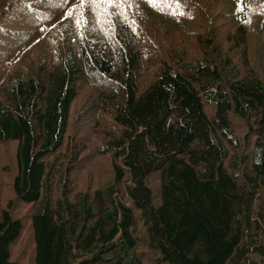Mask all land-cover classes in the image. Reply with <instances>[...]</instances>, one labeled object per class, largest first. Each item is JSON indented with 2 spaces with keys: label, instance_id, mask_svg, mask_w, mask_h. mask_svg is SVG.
<instances>
[{
  "label": "trees",
  "instance_id": "trees-1",
  "mask_svg": "<svg viewBox=\"0 0 264 264\" xmlns=\"http://www.w3.org/2000/svg\"><path fill=\"white\" fill-rule=\"evenodd\" d=\"M0 152V264H264V0H0Z\"/></svg>",
  "mask_w": 264,
  "mask_h": 264
},
{
  "label": "snow or ice",
  "instance_id": "snow-or-ice-1",
  "mask_svg": "<svg viewBox=\"0 0 264 264\" xmlns=\"http://www.w3.org/2000/svg\"><path fill=\"white\" fill-rule=\"evenodd\" d=\"M93 2H96V0H93ZM106 3L112 4L114 0H105ZM151 3H155V0H150ZM80 3L83 4L85 3V0H80Z\"/></svg>",
  "mask_w": 264,
  "mask_h": 264
},
{
  "label": "rangeland",
  "instance_id": "rangeland-1",
  "mask_svg": "<svg viewBox=\"0 0 264 264\" xmlns=\"http://www.w3.org/2000/svg\"><path fill=\"white\" fill-rule=\"evenodd\" d=\"M222 32H224V29H222ZM225 32H227V31L225 30ZM0 157H1V152H0ZM1 162H2V158H0V167L2 166V163Z\"/></svg>",
  "mask_w": 264,
  "mask_h": 264
}]
</instances>
